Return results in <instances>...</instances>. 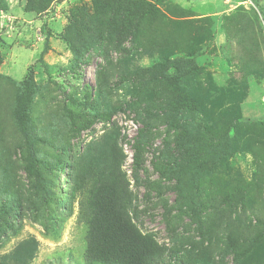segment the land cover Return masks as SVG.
<instances>
[{
    "label": "rangeland",
    "instance_id": "obj_1",
    "mask_svg": "<svg viewBox=\"0 0 264 264\" xmlns=\"http://www.w3.org/2000/svg\"><path fill=\"white\" fill-rule=\"evenodd\" d=\"M143 1L159 12L0 0V264H86L90 192L117 162L162 264H264V0Z\"/></svg>",
    "mask_w": 264,
    "mask_h": 264
},
{
    "label": "trees",
    "instance_id": "obj_2",
    "mask_svg": "<svg viewBox=\"0 0 264 264\" xmlns=\"http://www.w3.org/2000/svg\"><path fill=\"white\" fill-rule=\"evenodd\" d=\"M158 1V0H157ZM124 5V6H123ZM156 2L149 3L143 0H91L90 6H84L73 14L72 19H109V14L116 13L118 6H122L121 11L126 15L131 10L130 7H135V11L148 9L153 11L158 8ZM157 9L155 13H157ZM79 25L85 26L80 21ZM4 30V29H2ZM1 33V32H0ZM88 50H90L88 48ZM80 54L76 57L79 62L85 64L87 61ZM165 58L163 62L166 67H169V60ZM170 68V67H169ZM181 69V68H180ZM178 72H189L188 67ZM169 77L166 73V78ZM25 79L24 85L28 84ZM224 97V96H223ZM226 102V99L223 98ZM224 104V103H223ZM233 105V104H232ZM161 107L166 111H175L178 116L175 118V125L182 126L184 113L180 108H174V104L166 101ZM235 106L229 109L223 107V117L227 119L231 116L237 117L234 111ZM71 119L75 121V117L71 115ZM231 121V119H230ZM76 122V121H75ZM140 129L138 136L133 143L134 163L140 167L143 159L144 144L146 139L144 132ZM184 126V125H183ZM227 151V146L224 145L223 153ZM157 168L163 175H169L175 170L182 171L183 168L179 164L170 161L156 164ZM191 166V167H190ZM188 169L190 182L189 191L193 193L197 189V179L194 174H199L205 166L203 164L196 166L191 164ZM195 167L199 170H195ZM184 174V172H183ZM103 181L90 192V216L87 221L86 233V248L84 259L86 264H162L165 258V249L151 235L143 233L133 220L130 208L132 203V192L130 183L126 175L121 171L119 162L112 168L107 177H103ZM187 207L191 211H198L199 206L195 200H192ZM229 242L233 240L227 236ZM234 255L239 258L242 254L240 251H235ZM181 260V259H179ZM183 262V261H182Z\"/></svg>",
    "mask_w": 264,
    "mask_h": 264
}]
</instances>
